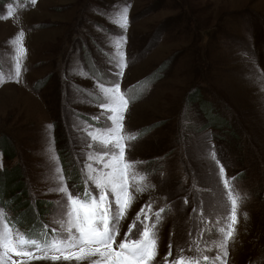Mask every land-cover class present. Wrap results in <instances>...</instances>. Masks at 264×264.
<instances>
[{
	"label": "rangeland",
	"instance_id": "1",
	"mask_svg": "<svg viewBox=\"0 0 264 264\" xmlns=\"http://www.w3.org/2000/svg\"><path fill=\"white\" fill-rule=\"evenodd\" d=\"M125 6L124 125L140 133L127 155L143 162L148 187L135 194L117 241L148 202L153 211L168 206L156 264L169 243L173 257L187 249L190 233L212 239L227 205L223 166L242 198L228 264H264V0H0V16L15 9L0 19V73L8 79L0 86V206L22 232L58 226L63 194L54 190L53 152L70 190L84 191L86 156L99 147H89V133L106 120L99 85L116 79L112 41L122 29L113 18ZM20 30L27 55L16 83L9 41ZM16 168L29 183L20 199L1 185ZM33 203L45 213L37 205L25 212Z\"/></svg>",
	"mask_w": 264,
	"mask_h": 264
},
{
	"label": "snow or ice",
	"instance_id": "2",
	"mask_svg": "<svg viewBox=\"0 0 264 264\" xmlns=\"http://www.w3.org/2000/svg\"><path fill=\"white\" fill-rule=\"evenodd\" d=\"M29 3L35 6L38 0H29ZM14 11L15 9L10 8L0 19L11 18ZM113 22L122 29V33L112 41L114 52L111 59L116 79L108 85H99L104 101L99 106L104 109L106 120L89 133V147H92L91 142H96L99 147L86 156L88 163L84 168V191L74 193L70 190L58 157L53 152V173L57 184L54 190L63 194L55 221L58 226L49 230V225L45 223L39 234L22 232L0 206V264H29L33 260H48L53 264L59 261H74L76 264L157 262L159 225L165 218L163 214L168 206L153 211L151 202L142 205L119 242L117 241L121 233V222L131 209L136 199L135 194L143 193L148 187V174L138 169V165L143 162L132 160L127 155L130 142L140 135L138 132H125L124 120L130 97L121 90L120 85V78L127 66L124 52L127 38L123 33L127 31L129 24L128 6L117 10ZM25 35L20 30L9 41L13 48L14 67L8 77L16 83L20 82L22 60L27 55ZM6 82L8 79L0 73V86ZM93 119L98 120L99 117ZM219 173L227 205L214 237L201 241L198 236L203 235L202 231L197 235L190 233L192 238L188 248H180L175 257L172 244L169 243L163 264H228V244L236 233L238 208L242 198L234 190L231 179L226 177L223 166H220ZM187 202L186 199L185 203ZM208 249H213L214 255L205 254ZM186 251L194 254L186 255Z\"/></svg>",
	"mask_w": 264,
	"mask_h": 264
},
{
	"label": "trees",
	"instance_id": "3",
	"mask_svg": "<svg viewBox=\"0 0 264 264\" xmlns=\"http://www.w3.org/2000/svg\"><path fill=\"white\" fill-rule=\"evenodd\" d=\"M152 75H150L151 77ZM45 82V86L47 85V83L49 82V79H45L44 80ZM60 114V113H59ZM62 118H63V115L61 114ZM79 116V115H78ZM81 117H85V116H81ZM59 119V117L57 118V120ZM55 127H57L56 123L54 125ZM67 144H69V142L67 141ZM6 147V146H5ZM6 152V150H5ZM11 172H14L13 174L11 175H8V174H5L4 177H3V180L1 181V185H4L2 183L6 182L7 183V186H8V189H9V192H14L18 189V194H17V197H19L18 199H20V195L19 193H23L22 195L25 197L26 195L28 196L29 195V183L27 184L25 181H24V176L22 174V170L20 168H16V170H13ZM9 172V173H11ZM2 178V175L0 174V179ZM4 189V187H2ZM37 205L36 209L39 211V215H42L45 213L44 211V208L42 207V204L38 205V204H35ZM34 203L32 205H28V207L25 209V212L27 210H32L34 209ZM28 220V219H27ZM34 220H31L30 222H33Z\"/></svg>",
	"mask_w": 264,
	"mask_h": 264
}]
</instances>
